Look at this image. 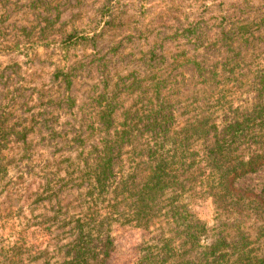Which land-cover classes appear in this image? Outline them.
I'll return each instance as SVG.
<instances>
[{"label": "rangeland", "instance_id": "374dc122", "mask_svg": "<svg viewBox=\"0 0 264 264\" xmlns=\"http://www.w3.org/2000/svg\"><path fill=\"white\" fill-rule=\"evenodd\" d=\"M224 85L232 105L264 100L256 89L264 86V0H0V164L7 163L0 264H60L99 139L125 129L131 138L122 150L140 149L142 137L157 132L149 125L156 115L167 116L169 131L178 128ZM126 157L113 168L133 176L139 167ZM263 181L264 167L235 180L245 195L233 206L217 195H182L191 220L204 227L192 245L190 230L167 206L146 224L122 216L104 222L99 239L111 240L104 264H231L244 254L262 256L256 194ZM121 202L126 213L128 200ZM214 242L224 243L223 257L208 253Z\"/></svg>", "mask_w": 264, "mask_h": 264}, {"label": "trees", "instance_id": "16d2710c", "mask_svg": "<svg viewBox=\"0 0 264 264\" xmlns=\"http://www.w3.org/2000/svg\"><path fill=\"white\" fill-rule=\"evenodd\" d=\"M95 35L98 33L68 34L62 42L72 44ZM225 86L218 87L214 99L202 102L196 114L188 115L171 131L166 127L167 116L156 115L149 125L157 132L153 138L142 137L140 149L122 150V144L131 138L125 129L99 139L101 145L94 148L93 162L83 169L87 187L82 193L83 199L77 195L74 200L78 212L70 217L72 226L68 231L73 237L63 244L66 248L60 264H104L111 245L108 234L99 239L104 222L122 216L127 221L146 224L158 206H167L171 217L179 219L186 231L190 230L186 241L192 245L204 234V227L191 220L182 195H217L225 205L231 206L241 200L236 195L245 193L235 187L234 181L264 167V100L258 97L249 104L232 105L226 97ZM256 89L261 94L264 86ZM109 125L107 117L105 129ZM123 154L127 155L130 168L139 167L135 175L114 170L113 161ZM141 155L145 159H140ZM6 164H0V178L7 171ZM106 195L114 196L106 198ZM256 195L264 213V181ZM101 200H105L104 213L97 210ZM124 200L129 203L126 213L118 210ZM85 204L87 213L83 212ZM93 242L101 243L102 251ZM223 246V242H214L207 247L208 253L223 257L224 250H220ZM231 264H264V254L255 257L244 254Z\"/></svg>", "mask_w": 264, "mask_h": 264}]
</instances>
